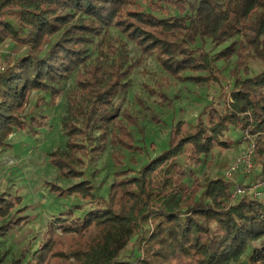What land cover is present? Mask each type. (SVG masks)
Returning <instances> with one entry per match:
<instances>
[{"label":"trees","instance_id":"1","mask_svg":"<svg viewBox=\"0 0 264 264\" xmlns=\"http://www.w3.org/2000/svg\"><path fill=\"white\" fill-rule=\"evenodd\" d=\"M110 28L153 55L167 76L216 86L223 102L203 108L194 124L174 123L165 149L138 170L122 169L123 156L114 155L121 169L100 197L85 170L106 145L144 152L134 140L136 116L115 106L135 65L116 46L107 66L87 63V47ZM8 41L25 52L0 69V149L14 131L37 124L24 114L31 93L55 97L59 83L75 74L63 121L66 148L50 153L49 162L76 183L49 185L88 206L51 220L36 249L25 247V264H264V189L260 198L232 199L225 176L202 181L189 168L215 147L229 148L228 133L247 132L264 181V0H0V46ZM232 58L231 82L223 85L216 64ZM249 61L260 69L253 72ZM147 92L168 104L163 92ZM20 204L21 198L0 196V237L27 221L17 216L26 210ZM130 241V256L121 259Z\"/></svg>","mask_w":264,"mask_h":264},{"label":"rangeland","instance_id":"2","mask_svg":"<svg viewBox=\"0 0 264 264\" xmlns=\"http://www.w3.org/2000/svg\"><path fill=\"white\" fill-rule=\"evenodd\" d=\"M141 5L138 9H141ZM172 13L176 14L175 11ZM121 44L123 46H120ZM111 46H116L117 50H125L128 61L135 65L128 78L129 90L123 98L115 101V106L119 111L130 110L136 116L138 128L142 132L133 128L134 140L137 146L143 147L144 152L130 153L109 143L106 145L97 161L85 170L86 179L94 187V194L100 197L107 196L108 187L116 171L121 168L138 170L150 158L165 149L169 130L174 123L186 121L194 124L203 108L207 106L219 108L223 102V95L219 98L220 91L216 86L181 82L167 76L153 55L142 53L115 28L108 29L103 36L95 39L92 46L87 47L89 56L87 63L97 62L102 66L110 64L114 58L110 52ZM24 52V49L10 41L1 45L0 69L8 58L20 56ZM248 64L253 72L261 67L257 61H249ZM216 65L220 69L223 85H228L231 82L230 72L236 66L235 58ZM74 77L75 74L59 83L57 86L59 92L55 97L49 93H31L24 114L27 115V120L35 118L37 124L32 126L31 132L14 131L6 146L0 149V196L8 194L21 198V204L17 209L25 207L26 210L17 216L27 218L25 223L0 237L1 264H10L22 254L24 256L20 264H25L29 259L24 252L25 247L28 246L26 252L29 253L36 249L51 220L67 212L74 205H81L84 210L88 208L87 203L77 195L59 197L49 185L55 184L66 188L76 183L75 180L62 178L58 169L49 162L50 153L66 148L67 137L63 121L67 114V95L75 87ZM147 87L154 92H163L168 104H162L158 95L149 94ZM226 90L227 87L224 91ZM140 101L158 118L160 124L150 121V115L141 108ZM227 136L229 148L215 147L211 154L203 159L201 165L197 167L189 165L199 180L206 181L217 175L224 176L225 171L240 157L250 141L247 132H230ZM114 155L123 156V167L115 166ZM260 172L261 168L255 157L252 172L248 176L240 173L227 179L232 183L233 191L236 185L243 186L246 190V194L236 196L234 199L252 198V190L257 186L263 194L264 181L257 177ZM74 214L80 215L81 212L75 211ZM132 244L133 241H130L122 252L121 259L129 258Z\"/></svg>","mask_w":264,"mask_h":264},{"label":"built area","instance_id":"3","mask_svg":"<svg viewBox=\"0 0 264 264\" xmlns=\"http://www.w3.org/2000/svg\"><path fill=\"white\" fill-rule=\"evenodd\" d=\"M249 145L244 150V152L240 155V157L225 171L224 176L226 179H231L232 176L238 175H249L253 169V160L255 157V146L254 143L250 140ZM258 186L254 187L252 190V198H260L262 193L258 190ZM242 194H246V190L243 186L236 185L234 191L232 192V199L236 196H240Z\"/></svg>","mask_w":264,"mask_h":264}]
</instances>
